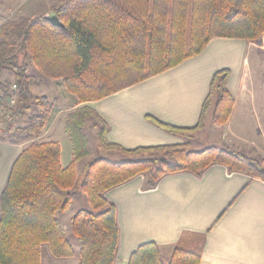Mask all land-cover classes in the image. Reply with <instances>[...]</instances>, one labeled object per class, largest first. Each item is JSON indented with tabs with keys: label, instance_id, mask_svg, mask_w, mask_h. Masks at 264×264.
<instances>
[{
	"label": "trees",
	"instance_id": "obj_1",
	"mask_svg": "<svg viewBox=\"0 0 264 264\" xmlns=\"http://www.w3.org/2000/svg\"><path fill=\"white\" fill-rule=\"evenodd\" d=\"M63 23L55 26L47 15L20 16L0 26V112L11 121L2 134L12 142L38 138L52 113L47 95H34L30 68L48 79H62L78 103L103 99L167 71L199 55L216 37L259 41L264 37V0H62L52 7ZM30 56L31 62L25 61ZM4 73L17 83V101L8 105ZM230 70L215 72L199 122L192 127L165 123L148 115L165 130L192 138L204 128L212 107V122L220 127L233 112L235 98L227 88ZM10 85V86H9ZM37 107L25 124L16 119ZM97 118L98 147L118 151L129 159L96 157L86 165L81 191L91 209H79L71 230L80 242L78 264H114L119 244L116 207L105 198L107 190L139 174L154 187L167 173H199L212 163L264 179V157L249 156L219 146L200 150L190 142L127 149L107 140L108 124L97 112L82 106L66 117L72 142V160L61 162L58 141L32 140L13 162L1 195L0 264H42L48 245L56 258L75 255L73 243L61 225L59 212L67 211L75 196L77 163L89 157L85 126ZM166 254L155 242L137 247L128 264H200L203 235H185Z\"/></svg>",
	"mask_w": 264,
	"mask_h": 264
},
{
	"label": "crops",
	"instance_id": "obj_2",
	"mask_svg": "<svg viewBox=\"0 0 264 264\" xmlns=\"http://www.w3.org/2000/svg\"><path fill=\"white\" fill-rule=\"evenodd\" d=\"M50 13L49 8L44 15ZM257 46L254 41L241 38L216 37L199 55L176 67L103 99L81 104L72 95L62 93L66 105L55 106V98L52 99L46 89L56 91L63 84L62 79L34 75L32 92L47 95L52 105L50 118L38 138L58 141L61 162L67 166L72 160L73 147L71 155L64 158L59 136L67 134V115L76 108L89 106L108 124L107 140L127 149L189 141L195 150L220 146L252 157H264V86H260L255 77L260 70L255 64L258 59L254 64L251 61V50ZM224 68L230 70L227 88L235 98V106L228 122L217 133L207 130L211 110L204 129L190 140L148 118L150 115L180 127L195 126L213 76ZM6 77L10 78L8 73L3 74L1 81ZM11 78L14 81L13 76ZM97 122L94 117L86 122L89 151L87 130L97 137ZM1 130L0 215L1 195L13 162L26 145V141L12 142ZM96 146L100 149L98 142ZM101 151L103 154L99 156H92L90 152L89 157L83 159L87 160L85 165L101 156L124 160V155L118 151ZM82 161L77 163V170ZM80 198L74 196L68 210L76 200L81 202ZM105 198L117 210L119 244L114 264H128L134 250L147 242L159 244L164 253L169 254L183 242L185 235H203L200 264H264V179L260 177L230 170L225 164L215 162L199 173L190 170L167 173L154 187L147 185L145 174H139L107 190ZM72 217H65V226L60 220L65 231ZM44 247L42 264L79 263L80 244L74 246L75 255L71 258L55 259L48 245Z\"/></svg>",
	"mask_w": 264,
	"mask_h": 264
},
{
	"label": "rangeland",
	"instance_id": "obj_3",
	"mask_svg": "<svg viewBox=\"0 0 264 264\" xmlns=\"http://www.w3.org/2000/svg\"><path fill=\"white\" fill-rule=\"evenodd\" d=\"M61 1L62 0H0V26H1V23L7 19H14V18H18L20 16L44 15L46 10H48L49 8L52 9L53 6L60 4ZM255 43L258 46L251 50V52H252L251 53V61H252V64H254V60L258 59V61L255 64H256L257 68L260 70H259V73H257V75L255 74V72H254V74L256 75L255 76L256 81L260 84V86L263 87L264 86V37L262 39H260L259 41H256ZM24 58H25V61L31 62L30 56H26ZM29 71L31 74H33L35 76L39 75V76L43 77L35 67L30 68ZM8 75L10 78L6 77L7 78L6 80L10 81V79H12L11 78L12 75H10V74H8ZM14 81H15V79H14ZM8 89H10V87ZM46 91H47L46 93H48L49 96L52 97V99L55 98V100H56L55 106H59L62 104L66 105V103L62 99V93H67L68 95H72V97L74 99H76V96H74L73 94L69 93L68 90H66L64 84H61L60 88H58L56 91L55 90L49 91V89H46ZM8 96L10 97V94H8ZM9 97H7L8 98V105L11 106L9 103ZM260 103H263V102L260 101ZM7 109L8 108H6L5 111L0 112V130L1 129L6 130L7 127L9 126L10 121H11V117H8L9 110H7ZM36 109H37V107H34L32 110L28 111L23 117H19L18 119H16V125L25 124L26 121L28 120L29 116L32 113H34L36 111ZM210 110L212 111V107H209L208 110L206 111L205 125L208 122L207 121L208 120V113ZM263 121H264V118H263ZM97 124H98V122H97ZM221 127L222 126L218 127V126L213 124L212 115H211V119L208 122V126H207L208 129L207 130H213L215 133H217ZM203 129L204 128H202L201 130H203ZM201 130H199L197 133H195V135L192 138L196 137L197 134ZM87 132L89 135V147H90L91 155L92 156L102 155L103 152L100 149H98L96 146L97 142H98V138L95 135L91 134L88 130H87ZM67 135L68 134H62V136L61 135L59 136V139L63 145V151H64L63 156H64V158L69 157L72 153V147H71L72 142ZM192 138H187V139L190 140ZM32 140H38V138L29 139L26 141V144ZM190 147H191V145H190ZM241 152H243V151H241ZM124 159H129V157L124 156ZM86 163H87V160H83L80 163V165L78 167V171H77V174H78L77 183H76L75 187L73 188V191L75 192V196H78L80 198V196L82 195V197H84V198H80L81 202L79 200H76L74 205L72 206V208L70 210L65 211V212H59L58 217L60 218V220H62L64 226L66 225L65 217L69 218L70 216H73L79 209H82V208L91 209L87 195L81 191V184L83 182L85 172H86V165H85ZM66 233H67V236L69 237V239L71 240V242L73 243L74 246H78L80 244L79 240L74 236V234L71 230V219L69 220V224H68ZM45 249H46L45 247L42 248V256L45 252ZM55 259H59V258H55Z\"/></svg>",
	"mask_w": 264,
	"mask_h": 264
},
{
	"label": "built area",
	"instance_id": "obj_4",
	"mask_svg": "<svg viewBox=\"0 0 264 264\" xmlns=\"http://www.w3.org/2000/svg\"><path fill=\"white\" fill-rule=\"evenodd\" d=\"M17 91H18V87H17V83L16 81L11 85L10 89H9V94H10V97H9V103L11 106H14L16 104V101H17ZM8 117L9 114H8Z\"/></svg>",
	"mask_w": 264,
	"mask_h": 264
},
{
	"label": "water",
	"instance_id": "obj_5",
	"mask_svg": "<svg viewBox=\"0 0 264 264\" xmlns=\"http://www.w3.org/2000/svg\"><path fill=\"white\" fill-rule=\"evenodd\" d=\"M47 17L55 26H63V23H61L55 12H51Z\"/></svg>",
	"mask_w": 264,
	"mask_h": 264
}]
</instances>
